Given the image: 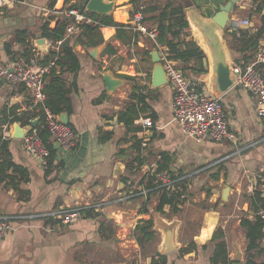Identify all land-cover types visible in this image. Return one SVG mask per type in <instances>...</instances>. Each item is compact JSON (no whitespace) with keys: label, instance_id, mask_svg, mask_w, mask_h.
I'll use <instances>...</instances> for the list:
<instances>
[{"label":"crops","instance_id":"crops-1","mask_svg":"<svg viewBox=\"0 0 264 264\" xmlns=\"http://www.w3.org/2000/svg\"><path fill=\"white\" fill-rule=\"evenodd\" d=\"M226 1L190 0L185 7L191 35L202 47L198 30L188 19V10H195L202 18H211ZM74 3L82 2L20 0L13 7L0 8V61L7 63L24 57L23 47L14 44V33L18 29L27 30L28 57L32 56L34 46L31 43L41 35L39 28L42 22L49 20L50 28H53L64 17L67 7ZM133 8L131 0H114L109 15L116 23L127 24L126 29L134 32L136 30L130 26ZM253 9L252 0H238L230 12L229 18L250 20V26L239 29L247 30L246 36L254 34L260 25V14L252 13ZM143 23L149 30L156 29L154 20L147 19ZM239 30L234 31L236 40L227 33V27L223 30L231 64L242 59V53L236 46H240L241 39L247 38L242 37L244 35ZM97 33L102 42L90 44L88 37H83L88 45L78 42L73 45L81 66L75 76L76 89H72L69 96L72 112L68 115V123L78 133L77 145L69 150L55 149L53 168L46 172L20 148V138L12 137L16 127L14 123L2 132L6 135L7 145L0 149V163L5 160L20 169L25 168L27 179L19 184L24 190L21 198L7 178L0 179V215L21 216L14 219L12 229L0 239V264H148L161 247L163 226L170 223L174 224L177 249L165 254L166 264H211L210 257L216 242L211 238L217 229L222 232V240L232 261L230 264H264V236L258 246L248 251L246 228L240 224L242 217L251 220L254 216L255 212L249 205L253 190L264 195V119L255 113L253 96L238 87L221 96L229 127L236 135L235 142L228 139L196 141L183 134L173 117L170 85L150 87L153 63L151 58L142 62L138 50L150 46L153 40L138 32L136 43L133 39L122 41L116 36V27L110 25L100 26ZM258 43V49H264V36ZM5 44H13L11 53H6ZM51 44L47 39L46 50L56 49ZM108 44L115 48L111 54L106 53ZM98 45L102 48L98 58H93L89 50ZM157 47L160 53L162 48L158 44ZM153 49L156 48H151L150 52ZM251 49L249 47L244 54L251 53ZM46 52L40 49L42 57ZM204 52L209 71L210 57L206 48ZM106 69L125 80L111 94L106 93L102 79V72ZM208 71L192 80L204 92L213 95L207 87ZM124 75L136 76L139 83L148 86L151 91L148 103L156 113L153 121L150 111L139 115L150 117L148 128L137 125V118L134 120V124L140 127L135 133L136 139H140V147L134 146L133 133L128 135L130 141H119L125 135V127L117 122L115 114L129 99L133 84L126 81ZM66 78L72 81L74 76L66 73ZM103 92L106 98L95 104L93 99ZM27 98L25 93L16 94L9 85L0 83V115L2 108L8 110L13 104H19L16 114H22ZM100 129L111 131L110 139L100 142ZM50 141L54 144L51 138ZM121 148L125 149L122 155L119 154ZM161 152L171 156L170 168L175 174L184 173L188 178V188L184 201L177 205L178 211L173 212L165 205L163 211L158 212L156 207L160 196L156 192L149 198L143 195L130 197L118 203L109 214L108 211L104 214L101 209H93L97 215L84 212L70 224L56 221L53 223L56 229L52 233L44 231V225L50 221L42 214L71 206L117 200L130 191L140 190L139 181L146 172L154 170ZM128 162L133 164L132 173L127 169ZM12 170V165L0 167V178L3 172L11 174ZM122 176L129 177L126 183ZM226 185L230 189L227 200H223L222 189ZM144 203L147 204V213L140 211ZM149 218L153 220L155 238L141 246L134 236V228L140 220ZM101 223L103 226L99 229ZM192 243L196 244L195 248L179 251Z\"/></svg>","mask_w":264,"mask_h":264},{"label":"trees","instance_id":"trees-1","mask_svg":"<svg viewBox=\"0 0 264 264\" xmlns=\"http://www.w3.org/2000/svg\"><path fill=\"white\" fill-rule=\"evenodd\" d=\"M133 4V9L135 10L138 5L143 4L144 7L142 12L144 14V20H154L156 23L157 35L155 42H151L150 46L143 47L138 50L141 53V61L145 62L151 58L150 49L158 48L157 44L167 53V57L175 62L177 68H179L186 76L194 79L196 76L203 74L207 71L206 55L204 51L200 48L198 43L193 39L191 32L189 30V22L186 17L185 7L190 4V0H131ZM254 3V9L252 13L260 14V25L254 34L246 36L247 30H239L241 34L247 37L244 40L241 39L240 46H236L237 50L241 52L242 59L240 61L248 62L255 54L258 49V40L261 36H264V0H252ZM76 9L81 13L86 14L92 22H83L78 25L79 31L71 36H66V28L69 23V19L61 17L53 28L49 27V20H45L40 25L41 36L55 43L61 40L57 49L50 48L43 55L40 60V64L48 65L51 61L53 64L49 67L48 71L44 73V88L43 92L45 94L44 105L55 115H60L66 112L68 115L72 112V104L70 100V93L72 89H76V79L75 76L80 69L81 63L78 56L76 55L73 45L75 43H80L83 45H88L84 41L88 37L90 44H96L102 42V38L98 37L97 30L100 26H115L117 29L116 36L122 41L133 39L136 43L139 38L138 32H131L127 30V24L116 23L110 15L101 16L93 12L85 10V6L82 3H74L67 7V10ZM227 33L235 38L234 31H227ZM84 37V39H83ZM98 37L97 40L93 38ZM239 40V38H237ZM14 44L23 47L22 55L28 57L30 54L28 32L25 29H18L14 33ZM13 44H5L4 49L7 54L11 53L10 48ZM251 49V53L244 54L248 48ZM115 51V48L108 44L106 47V53L111 54ZM254 52V53H253ZM66 73L73 75L72 81L66 78ZM264 76V75H263ZM126 81L132 82L131 93L129 99L124 103L123 107L119 109L115 116L117 122L121 123L125 127V135L120 138L119 141L128 142L130 133H133L134 146L140 147V139H136V132L140 130V127L134 124V120L139 117L141 113L150 111L149 116L152 121L156 118V113L152 110L148 103L151 91L148 89L146 84L139 83L136 76L124 75ZM147 90V91H145ZM106 98L105 93H101L100 96L93 99L95 104L100 103ZM28 99V98H27ZM30 100L28 99L26 103ZM19 104H13L7 110L6 108L1 109L0 115V126L4 124H11L14 122H20L21 125H25L30 121L29 119L37 117L38 121L35 128L38 130L39 135L44 143H46L49 149V159L46 172H49L53 168V162L55 159L56 150L53 147V143L50 141V135L48 130L44 127L43 116L41 114L40 107H35L32 112L24 111L22 114L17 115L16 109ZM68 125L72 128L71 124ZM74 130V128H72ZM75 131V130H74ZM112 136L111 131L99 130L98 139L100 142H105ZM7 145L6 138H3L2 131L0 129V149H5ZM125 149L121 148L119 154L122 155ZM160 160L156 163L154 170H149L144 174L142 179L139 181V186L146 189L145 198L153 193H159V203L156 207L158 212H162L163 207L168 205L173 212L178 211V204L184 201L183 196L187 191V180L184 173L175 174L171 170L170 165L172 158L166 152H161ZM13 166L11 174L3 172L0 179L7 178L8 183L11 185L12 189L18 192V197L21 198L24 190H22L19 184L27 179L26 169H20L12 162L2 161L0 167ZM141 165V164H139ZM133 164L131 162L127 163V169L132 173ZM166 172L172 182V186L167 188L166 186H158L156 183V175ZM128 176H122V181L127 182ZM141 188V189H142ZM250 208L256 213L259 207L264 209V195L261 191L254 189L250 199ZM91 208H86L83 213L86 212L87 215H97L96 212ZM141 213H147V204L144 203L141 208ZM254 213L253 218L250 220L246 217H242L240 224L246 228V236L248 239L247 250H251L258 246L259 241L264 236V221ZM51 223H55L58 220L49 218ZM103 224H100L102 228ZM134 236L137 242L143 246L145 243L152 241L155 238V230L153 228L152 218L140 220V222L134 228ZM214 243L213 253L210 257L211 264H230L232 261L228 257L226 244L222 240V232L217 229L211 238ZM196 247V244L192 243L188 247L180 248V252L188 251ZM249 262L251 260L248 259ZM167 258L165 254H160L153 256L148 264H166Z\"/></svg>","mask_w":264,"mask_h":264},{"label":"built area","instance_id":"built-area-1","mask_svg":"<svg viewBox=\"0 0 264 264\" xmlns=\"http://www.w3.org/2000/svg\"><path fill=\"white\" fill-rule=\"evenodd\" d=\"M18 1L20 0H0V8L13 7ZM143 7L144 5L140 4L132 12L130 26L155 42L157 31L156 29L149 30L144 25ZM65 15L70 20L66 28V36L77 33L79 24L92 22L86 14L80 13L76 9L66 10ZM250 24L249 19L232 17L228 19L226 27L229 31H237L242 27L250 26ZM60 43L61 40H58L50 46H55L54 48L57 49ZM31 45L34 46L32 56L14 58L7 63L0 61V83L9 85L16 94L25 93L30 101L24 106V111H33L35 107H40L44 127L48 130L50 138L57 142L59 147L65 150L72 149L79 141L78 133L68 124L61 122L58 115L52 113L44 105L43 75L53 62L51 61L48 65L40 64L42 53H40V49H38L35 42H32ZM159 55L172 91L171 108L173 117L178 122L183 134L196 141H222L228 139L235 142L236 135L229 127L221 97L204 92L196 82L176 67L175 62L167 57L165 50L160 49ZM231 70L235 74L234 87L243 89L253 96L255 99V113L259 118L264 119V49H257L248 62L232 63ZM135 123L143 128H148L151 125V119L149 116H141L136 119ZM19 145L42 168L47 167L49 149L46 143L42 141L35 126H32L30 131L20 138ZM156 178V183H158L156 187L166 186L170 188L174 181L168 178L166 172L157 174ZM146 192L147 190L142 188L138 191H130L129 194H124L122 198L117 200L66 207L42 214V216L58 220L62 224H70L77 221L86 208L99 210L105 205L118 204L130 199V197L146 196ZM256 215L264 221L263 208L259 207ZM19 217L21 216L0 215V239L12 229V222H14V219H19ZM43 229L46 233H52L56 226L49 222L44 225Z\"/></svg>","mask_w":264,"mask_h":264},{"label":"water","instance_id":"water-1","mask_svg":"<svg viewBox=\"0 0 264 264\" xmlns=\"http://www.w3.org/2000/svg\"><path fill=\"white\" fill-rule=\"evenodd\" d=\"M238 0H227L224 4L219 6L216 13L213 14L211 18H202L195 10L187 12L189 21L198 30L202 43V47L198 42L197 38L193 39L198 43L200 48L204 51L206 48L209 54V71H208V82L207 87L211 90L214 96L221 97L222 94L228 92L229 89L233 88L235 85V74L231 70V61L229 58L228 48L224 42L223 30L226 27L227 21L230 17V12L235 8V4ZM82 4L85 6V10L93 12L95 14L106 16L109 15L114 7V0H81ZM36 46L46 52V38L39 36L35 40ZM102 45L90 48L89 53L93 58H98L99 52ZM206 51V50H205ZM205 53V52H204ZM151 61L153 63L150 79V87L157 88L168 83V77L163 68L162 61L157 49H153L151 52ZM206 55V54H205ZM208 57V56H207ZM207 71L205 73H207ZM102 79L105 84V89L107 94L113 93L116 89L124 84L125 80L120 77L114 76L113 72L106 69L102 72ZM58 119L68 124V114L66 112L58 115ZM38 119H32L26 125H21L18 122H14L16 125L14 132L12 133L13 138H21L27 132L30 131L32 126H35ZM8 124L0 126L2 132L5 131ZM3 138L6 137L2 133ZM54 149L59 147L57 142L53 144ZM230 187L228 185L224 186L222 189V199L227 200V195L229 193ZM117 203L105 205L101 210L104 214H108L110 210L117 208ZM253 214V212H251ZM162 244L159 250L156 251L157 255L167 254L171 251L177 249V244L174 240V224H165L162 228Z\"/></svg>","mask_w":264,"mask_h":264},{"label":"rangeland","instance_id":"rangeland-1","mask_svg":"<svg viewBox=\"0 0 264 264\" xmlns=\"http://www.w3.org/2000/svg\"><path fill=\"white\" fill-rule=\"evenodd\" d=\"M59 7V6H58ZM52 24H54L53 22H52Z\"/></svg>","mask_w":264,"mask_h":264}]
</instances>
